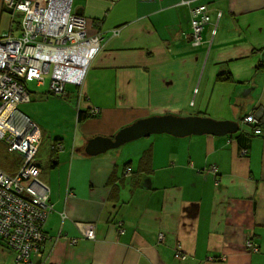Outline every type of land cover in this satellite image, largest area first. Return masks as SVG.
<instances>
[{"label":"crops","instance_id":"crops-1","mask_svg":"<svg viewBox=\"0 0 264 264\" xmlns=\"http://www.w3.org/2000/svg\"><path fill=\"white\" fill-rule=\"evenodd\" d=\"M199 5L211 22L194 47ZM72 9L101 36L82 85L64 95L29 91L20 106L42 134L40 181L53 206L32 264H264V126L254 135L244 122L264 115V0H73ZM18 19L0 0V36L18 35ZM221 73L232 82L217 81ZM163 115L233 121L240 130L152 135L85 153L96 136ZM55 142L62 151L53 153ZM9 160L16 172L21 156ZM88 223L94 240L83 235ZM0 264H22L1 238Z\"/></svg>","mask_w":264,"mask_h":264},{"label":"built area","instance_id":"built-area-1","mask_svg":"<svg viewBox=\"0 0 264 264\" xmlns=\"http://www.w3.org/2000/svg\"><path fill=\"white\" fill-rule=\"evenodd\" d=\"M72 3L73 0H2L3 11L20 14L21 19L19 35L0 36V142L8 153L20 155L21 163L13 173L0 169V238L16 252L22 264H32L33 257L41 256L49 237L44 223L53 211L49 188L40 181L38 153L42 134L20 109L31 100L26 84L35 81L42 85L45 76L50 75L51 94L64 95L68 84L80 87L101 46V36L89 35L86 19L73 13ZM191 15L190 41L198 47L211 22L208 7L199 5ZM84 60L87 64L79 75ZM244 122L253 125L254 135L262 134L264 115L250 113ZM62 150L61 143L53 144L52 151ZM211 171L217 174L218 168L212 167ZM84 226V237L94 240L95 225ZM72 242L76 244L77 240ZM246 247L258 251L251 240ZM175 256L185 257L179 251Z\"/></svg>","mask_w":264,"mask_h":264},{"label":"water","instance_id":"water-1","mask_svg":"<svg viewBox=\"0 0 264 264\" xmlns=\"http://www.w3.org/2000/svg\"><path fill=\"white\" fill-rule=\"evenodd\" d=\"M240 130V124L233 121H216L197 116L178 117L175 115L152 116L140 119L120 129L114 137L96 136L88 140L85 153L98 156L108 151L152 135L169 134L175 137L190 135H233Z\"/></svg>","mask_w":264,"mask_h":264},{"label":"rangeland","instance_id":"rangeland-1","mask_svg":"<svg viewBox=\"0 0 264 264\" xmlns=\"http://www.w3.org/2000/svg\"><path fill=\"white\" fill-rule=\"evenodd\" d=\"M18 20L20 22V19H18ZM50 83H51V77H50V75H47V76H45L44 84L38 85L37 82L34 81V82H27L26 86H27L29 91L37 93V92H40V91H43V90H47L49 88V86H50ZM70 87L75 88V89L78 88L75 85L68 84L67 88H70ZM4 146H5L4 143L0 142V169L8 172L12 162L9 159H7V158H8V156H9V158H13V157H15L16 154H12V153L6 152ZM6 156H7V158H5Z\"/></svg>","mask_w":264,"mask_h":264},{"label":"trees","instance_id":"trees-1","mask_svg":"<svg viewBox=\"0 0 264 264\" xmlns=\"http://www.w3.org/2000/svg\"><path fill=\"white\" fill-rule=\"evenodd\" d=\"M11 14V13H10ZM18 35H19V33H18ZM217 81H219V82H232V78H231V75H230V73H221V74H219L218 76H217ZM50 93V92H49ZM52 95H54V94H52ZM31 101V100H30ZM96 114H94L93 113V111L92 112H90V111H80L79 112V121H85V120H88V119H90L91 117H94ZM262 116V115H261ZM261 126V125H260ZM254 134V133H253ZM5 147V150H6V152H8L7 151V149H6V146H4ZM53 153H55V151H53ZM5 158H7V156L5 157ZM145 158H146V156H145ZM144 158V159H145ZM7 159H10L9 158V156H8V158ZM54 161L55 162H57V159H55L54 158ZM54 163V162H53ZM47 233V232H46ZM3 241V240H2ZM4 242V241H3ZM5 243V242H4ZM6 244V243H5Z\"/></svg>","mask_w":264,"mask_h":264},{"label":"bare ground","instance_id":"bare-ground-1","mask_svg":"<svg viewBox=\"0 0 264 264\" xmlns=\"http://www.w3.org/2000/svg\"><path fill=\"white\" fill-rule=\"evenodd\" d=\"M86 64H87V62H86V60H84V61L82 62V64H81L82 71H81L80 73L78 72L79 75H81V74L83 73V70H84V68L86 67Z\"/></svg>","mask_w":264,"mask_h":264}]
</instances>
